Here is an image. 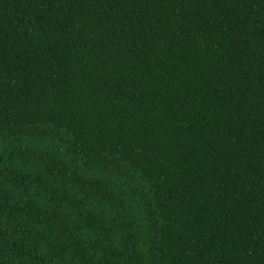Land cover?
<instances>
[{
  "label": "trees",
  "instance_id": "16d2710c",
  "mask_svg": "<svg viewBox=\"0 0 264 264\" xmlns=\"http://www.w3.org/2000/svg\"><path fill=\"white\" fill-rule=\"evenodd\" d=\"M0 264H264V0H0Z\"/></svg>",
  "mask_w": 264,
  "mask_h": 264
}]
</instances>
